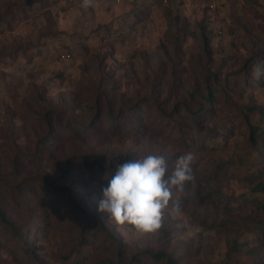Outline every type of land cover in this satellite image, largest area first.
Returning a JSON list of instances; mask_svg holds the SVG:
<instances>
[{
    "label": "rangeland",
    "instance_id": "rangeland-1",
    "mask_svg": "<svg viewBox=\"0 0 264 264\" xmlns=\"http://www.w3.org/2000/svg\"><path fill=\"white\" fill-rule=\"evenodd\" d=\"M81 3L0 0V264H264V0ZM189 151L156 233L98 211L118 164Z\"/></svg>",
    "mask_w": 264,
    "mask_h": 264
},
{
    "label": "clouds",
    "instance_id": "clouds-1",
    "mask_svg": "<svg viewBox=\"0 0 264 264\" xmlns=\"http://www.w3.org/2000/svg\"><path fill=\"white\" fill-rule=\"evenodd\" d=\"M94 0H82L87 9ZM116 166L114 175H106L98 211L117 227L131 226L141 236L160 230L168 217L182 214L180 196L194 181L196 157L191 151L172 164L159 153L140 154Z\"/></svg>",
    "mask_w": 264,
    "mask_h": 264
},
{
    "label": "trees",
    "instance_id": "trees-1",
    "mask_svg": "<svg viewBox=\"0 0 264 264\" xmlns=\"http://www.w3.org/2000/svg\"><path fill=\"white\" fill-rule=\"evenodd\" d=\"M258 68L259 70H261V73H260V76L262 74V67H261V64L258 65ZM207 109H205L206 111ZM109 114V113H108ZM259 114L260 115H263L264 112L263 111H259ZM109 118V117H107ZM136 126V125H135ZM131 129L134 128V126H130ZM244 133L248 135V139L250 141V143L255 147L257 148L258 145L262 146L264 148V125L262 124V122L259 121V119H247V125H246V128L244 129ZM184 136L186 139H190V140H193V136L190 134V133H187L185 132L184 133ZM252 153L250 152H246L245 156H250ZM258 190L259 191H264V183H260L258 185ZM246 204H250L252 203V199L251 200H247L245 201ZM233 208H238L237 206H232ZM0 215L2 217L5 216V213L4 211L1 209L0 207ZM229 220V219H228ZM36 231V230H35ZM34 231V232H35ZM258 238V237H257ZM256 239V238H255ZM24 247H25V251L26 253H30L32 251L31 249V246L28 245L26 242L24 243ZM246 245V242H240L238 237L237 236H233L231 238V241H230V246H231V249L234 250L235 252H240L241 254L243 253H247V252H252V250L250 249H246V247H244ZM244 248V249H243ZM156 257H159L161 259H166L168 258V255H166L165 253L163 252H160L158 254L155 255ZM170 259V258H169Z\"/></svg>",
    "mask_w": 264,
    "mask_h": 264
},
{
    "label": "built area",
    "instance_id": "built-area-1",
    "mask_svg": "<svg viewBox=\"0 0 264 264\" xmlns=\"http://www.w3.org/2000/svg\"><path fill=\"white\" fill-rule=\"evenodd\" d=\"M165 1H167V0H165ZM211 2H214V1H216V0H210ZM71 57V54L70 53H64L63 55H62V58L63 59H68V58H70Z\"/></svg>",
    "mask_w": 264,
    "mask_h": 264
}]
</instances>
